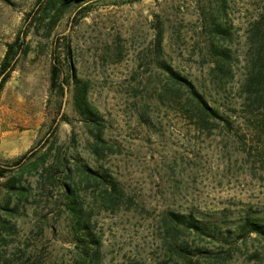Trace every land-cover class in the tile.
Returning <instances> with one entry per match:
<instances>
[{
    "label": "rangeland",
    "instance_id": "rangeland-1",
    "mask_svg": "<svg viewBox=\"0 0 264 264\" xmlns=\"http://www.w3.org/2000/svg\"><path fill=\"white\" fill-rule=\"evenodd\" d=\"M58 5L0 0V63L24 28L29 47L0 90V166L30 149L41 157L37 169L0 179V264H89L64 210V185L89 218L98 264H174L182 244L204 251L192 255L197 264H264V235L239 231L248 216L264 226V135L238 96L249 29L262 21L264 0H96L84 14L59 13ZM217 26L229 35L221 38ZM56 38L63 79L69 58L89 84L109 147L100 159L70 94L50 90ZM217 49L230 51V67L216 64ZM161 63L191 81L232 129H201L189 119ZM60 115L68 122L48 136ZM86 168L108 175L117 190L97 184ZM8 177L24 190L9 192ZM186 215L212 237L173 224Z\"/></svg>",
    "mask_w": 264,
    "mask_h": 264
},
{
    "label": "trees",
    "instance_id": "trees-1",
    "mask_svg": "<svg viewBox=\"0 0 264 264\" xmlns=\"http://www.w3.org/2000/svg\"><path fill=\"white\" fill-rule=\"evenodd\" d=\"M95 1L96 0H58V7L60 8L59 13H62L69 7H75L76 11H80L79 14H84L88 11L90 4ZM215 31L221 38L222 36L229 35L228 30L218 26L215 27ZM26 34L27 29L24 28L12 43L6 45L5 55L0 63V90L10 77V74L14 71L17 57L19 55H26L29 52V47L24 43ZM248 36L251 44L250 56L248 59L246 77L240 87L238 96L243 100V108L254 117L257 124L255 129L258 131V134L264 135V16L262 21L251 26ZM57 42H59L58 38H56L53 43L51 50L50 90L58 91L62 98L66 94H70L74 113L90 128L89 131L93 138V146L91 149L93 156L100 159L102 150L104 148L109 149V147L106 146V142L102 138L104 126L101 124L98 114L92 109L88 102L89 84L76 77L75 72L70 66L69 58L68 63L70 72L68 77L63 79V73L59 66V57L57 54ZM62 45L66 57H69V43L66 41L63 42ZM215 54L216 64H218V66L221 67L226 65L230 67L232 55L229 50L217 49ZM160 66L170 83L169 91H171L174 96H178L179 94L183 95L184 104L182 105L184 106V113L187 114L189 119H193L195 124L201 129L209 130L213 126L219 125L224 127L227 126L229 130L232 129L230 118L223 116L219 109L210 106L205 96L198 91L191 81L180 75L168 64L161 63ZM172 101L177 102L175 99ZM58 121L68 122V119L66 116L61 115L60 119H55L53 121L54 125L51 126L48 136L52 137L53 130L55 131L57 127L55 125ZM52 142L53 141H50V143ZM35 156L36 153L30 149L14 160L10 165L6 167L0 166V179L5 178L10 172L14 173L15 171L18 172L17 174L19 176H22L24 171L28 168L34 167L33 169H37L36 166L38 161L41 160V157L35 158ZM86 170L94 175L93 179L97 184L105 186L109 192L112 191L113 193L117 190L115 182L108 175L95 173L87 168ZM87 176L89 175L87 174ZM16 181L17 180L13 177L6 178L4 184L9 192H20L24 190L23 187L17 186ZM64 188L66 190L64 194L66 202L63 203L65 207L64 210L67 215L73 219L74 233L78 235V238L79 235L83 237L78 239V244L87 245L82 250L85 255L83 260L89 264H98L99 252L96 247L99 243L92 236L89 218L84 214V208L77 200L75 191L71 190L69 185H64ZM173 221L174 225H176V223L181 224L186 232L197 236L212 237L210 229L197 223L191 215L173 217ZM239 231L247 234L255 232L258 235H264V226L259 221L248 216L239 227ZM92 249H94V252L90 254ZM174 252L177 255L175 258L176 260L172 258L174 264H177L178 261V264H197L196 262L193 263L192 255L204 253L200 248H196L195 252L197 253L189 251V247L185 244L176 246ZM157 264L167 263L159 262Z\"/></svg>",
    "mask_w": 264,
    "mask_h": 264
}]
</instances>
